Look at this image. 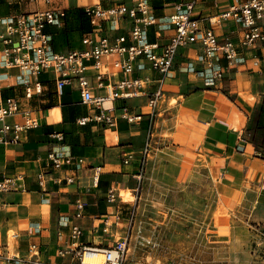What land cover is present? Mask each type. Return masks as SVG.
Listing matches in <instances>:
<instances>
[{
    "label": "crops",
    "instance_id": "1",
    "mask_svg": "<svg viewBox=\"0 0 264 264\" xmlns=\"http://www.w3.org/2000/svg\"><path fill=\"white\" fill-rule=\"evenodd\" d=\"M184 1L189 0H150L149 4L161 17ZM236 1L245 0H196L194 16L206 19ZM96 3L103 2L53 0L48 5L42 0H5L2 9L28 13L48 6L66 8L62 27H45L53 49L62 50L74 46L68 38L63 48H58V33L65 26L67 33L75 28L83 31L81 37L86 34L90 28L83 23V9ZM212 27L221 41L230 38L238 42L243 34L242 25L233 19ZM156 28H149V40L167 42L171 31L157 36ZM258 45L259 41L240 46L242 59L236 64L221 57L214 72L200 59L199 44L179 49L172 71L159 86L163 96L153 109L147 96L103 105L114 107L112 126L91 120L81 124L80 119L92 116L95 110L81 103L78 92L70 86L58 95L52 74L40 75L39 93L33 78H27L31 97L25 96V86L16 85L13 77L4 82L2 94L17 97L20 111L37 118L38 126L18 142L0 143V179L13 177L18 184L0 194V264H31L27 262L36 258L69 264L67 256H58V251L71 243L70 229L62 226L60 219H71L77 200L85 203V213L71 223L82 225L81 241L94 247L110 246L124 234L123 222L133 206L120 201V195L139 184L134 176L144 158L142 177L147 174L148 152L153 147L164 153L162 165L175 197L184 188L189 201L197 202L201 209L215 207L221 220L239 213L255 228H264V46L259 49ZM10 72L16 76L19 70ZM152 76L157 79L160 74L152 72ZM148 89L154 91L157 86ZM124 104L128 116L140 117L131 121L122 117L120 107ZM49 153L61 162L71 158V163L56 167ZM205 174L208 190L196 191L193 187ZM110 189L117 193L115 203L105 199ZM112 212L119 214L120 223L105 233L102 219ZM32 245L39 248L37 255Z\"/></svg>",
    "mask_w": 264,
    "mask_h": 264
},
{
    "label": "built area",
    "instance_id": "2",
    "mask_svg": "<svg viewBox=\"0 0 264 264\" xmlns=\"http://www.w3.org/2000/svg\"><path fill=\"white\" fill-rule=\"evenodd\" d=\"M38 2V0H32ZM52 4L53 0H42ZM150 0H102L104 3L91 4L83 9L84 17L89 25V31L80 39V45L66 49L54 50L52 37L45 31L50 25L55 28L63 26L66 18V8L48 6L33 12H11L3 10L5 0H0V143L18 142L22 135L38 126V119L21 112L17 97L3 95L4 82L13 77L16 85L25 86V96L31 97V87L28 77L33 78L36 90L41 91L39 77L41 74H52L58 95L63 94L66 86L72 87L79 94L80 102L95 110L89 117L80 119L83 124L88 120L96 124L112 126L115 122L114 107L104 108L107 102L123 100L125 103L132 98L147 96L153 109L163 96L160 84L172 71L178 50L192 44L201 47L200 59L212 72L221 57L228 63L236 64L240 57V46H253L259 41V49L264 46V0H245L232 3L221 13L206 19L194 16L196 0L180 2L175 5L174 12L158 17ZM233 19L243 27V34L238 42L230 38L219 40L213 24ZM207 24H206V22ZM156 25L155 34L171 31L167 42L150 41L149 28ZM18 69L15 76L12 69ZM152 72L160 77L154 79ZM122 75V77H120ZM156 85L157 89L148 88ZM12 85L9 84V87ZM122 117L131 121L140 115L128 116L127 105L120 107ZM21 116V120L15 119ZM146 148H150L149 142ZM146 149V150H147ZM48 158L56 167L70 164L71 158L59 161L54 153ZM144 159L141 168L135 174V179L141 181L144 173ZM99 172V168H96ZM72 180V177L69 178ZM140 183L135 190L139 189ZM18 187L15 178L3 176L0 179V194L12 191ZM108 203L118 201L117 193L110 189L105 197ZM74 213L71 219L63 216L60 224L69 227L71 243L58 251V256L71 259L69 264H87L83 255L94 247L83 243L81 237L84 229L80 223H71L84 216L85 203L77 200L74 203ZM114 215V219L111 216ZM136 209L131 206L125 221L123 235L115 238L104 250L103 264H159V259H132L128 252L133 247H147L158 250L159 241L143 233L141 224L136 225ZM120 221L119 214H105L102 219V231L109 233ZM35 255L39 248L32 245ZM27 262V261H26ZM31 264H64L50 263L41 259H32ZM167 264H173L169 261Z\"/></svg>",
    "mask_w": 264,
    "mask_h": 264
},
{
    "label": "rangeland",
    "instance_id": "3",
    "mask_svg": "<svg viewBox=\"0 0 264 264\" xmlns=\"http://www.w3.org/2000/svg\"><path fill=\"white\" fill-rule=\"evenodd\" d=\"M82 32L74 28L67 33L64 26L58 33V48L68 38L71 46H77ZM164 157L156 147L151 148L139 189L128 188L120 195V201H128L136 209V225L141 224L143 233L160 243L158 250L132 247L128 256L148 261L158 258L159 264H264V228H255L239 213L221 220L215 207L201 209L197 202L189 201L184 188L175 197L162 165ZM208 183L205 174L193 188L207 191ZM221 223L226 225L219 228Z\"/></svg>",
    "mask_w": 264,
    "mask_h": 264
},
{
    "label": "bare ground",
    "instance_id": "4",
    "mask_svg": "<svg viewBox=\"0 0 264 264\" xmlns=\"http://www.w3.org/2000/svg\"><path fill=\"white\" fill-rule=\"evenodd\" d=\"M104 260V250L101 248L90 249L83 255V261L87 264H103Z\"/></svg>",
    "mask_w": 264,
    "mask_h": 264
}]
</instances>
